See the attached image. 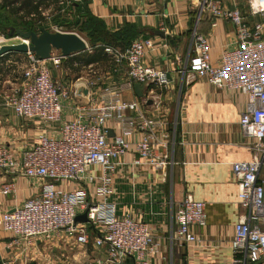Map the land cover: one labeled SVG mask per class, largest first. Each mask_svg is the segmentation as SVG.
<instances>
[{
	"label": "built area",
	"instance_id": "built-area-1",
	"mask_svg": "<svg viewBox=\"0 0 264 264\" xmlns=\"http://www.w3.org/2000/svg\"><path fill=\"white\" fill-rule=\"evenodd\" d=\"M232 1L241 2L248 13L244 15L239 6L225 9L221 0H190L198 15L211 16L213 28L216 20L232 25L234 45L224 49L213 62L207 40L194 32L193 55L181 74L186 82L200 77L211 86L245 99L239 126L248 140L252 158L230 164L244 213L233 228L229 242L233 257L229 264H259L264 258V178L260 177L264 166V22L250 24L249 19H264V0ZM78 2L59 0L57 4ZM51 31L63 32L60 27ZM9 40L0 35V48ZM153 47L150 39L136 38L124 50L105 48L112 72L123 71L121 83L100 90L96 103L78 106V116L61 123L57 137L43 133L19 153L0 144V173L43 181L36 194L1 215L0 229L11 237L8 248L57 238L86 246L93 239L94 246L102 248L104 254L96 264H125L130 258L134 264H160L152 228L131 215H118L115 202L110 200L116 169L128 154L130 138L135 134L139 137L134 143L131 166L162 171L171 163L164 153L174 141L166 130L163 115L151 118L143 110L146 99L159 107L161 92L168 84L163 71L145 62V53ZM25 55L27 65L22 70L20 85L2 92L1 99L15 116L37 121L47 130L61 122L62 102L70 96L69 90L52 78L47 65L58 68L63 58L57 51L45 61L30 52ZM134 84L147 87L144 98L122 101L121 95L133 90ZM110 122L116 124L117 131L109 138ZM88 186H92V191ZM14 188V183H4L0 194L9 195ZM81 214L86 215L87 223L75 222ZM174 224L177 244L203 246L195 229L206 226L204 203L186 196L178 206Z\"/></svg>",
	"mask_w": 264,
	"mask_h": 264
},
{
	"label": "crops",
	"instance_id": "crops-1",
	"mask_svg": "<svg viewBox=\"0 0 264 264\" xmlns=\"http://www.w3.org/2000/svg\"><path fill=\"white\" fill-rule=\"evenodd\" d=\"M221 1L225 9L241 3ZM241 12L247 14L242 9ZM86 13L101 21L108 33L128 26L136 33L134 38L150 39L154 47L145 53V62L163 71L168 79L159 107L146 99L143 110L151 118L163 115L166 130L174 141L164 153L171 163L162 171L131 166L135 158L134 143L139 135L130 138L128 154L122 158L113 178L114 194L110 200L116 204V213L131 215L152 228L160 264H229L233 257L229 246L233 228L244 213L230 164L252 158L248 140L239 126L245 99L240 94L211 86L200 77L186 82L181 71L193 55L194 32L207 40L210 59L216 62L224 49H232L234 45L232 25L216 20L213 28L211 16L198 15L190 0H82L66 6L50 4L42 12L45 19L42 26L50 31L58 26L63 32L73 31L69 28L77 20H84ZM255 22H264V19H249L250 24ZM156 31L163 32L164 37L156 35ZM76 34L86 42L89 51L86 37ZM67 58H63L58 68L47 63L52 78L70 92L69 98L62 102L61 122L47 130L37 121L15 116L1 99L2 92L20 85L22 70L27 65L26 55L10 53L0 58L1 145L19 153L43 133L57 137L60 124L78 116V106L97 102L98 90L89 87L93 81L82 76L71 78V74L81 71L71 70L66 64ZM95 66L104 67L105 63ZM108 70L115 75L114 84L124 80L122 70L113 73L112 65ZM146 88H142L144 95ZM121 99L124 102L141 100L133 90L125 91ZM108 127L114 135L116 124L110 122ZM260 177L264 178V166ZM8 182L14 183L15 188L9 195L0 194V217L36 194L43 185L41 180L0 173V188ZM88 189L92 191V186ZM186 196L204 203L206 226L195 229L203 246L179 245L174 240V216ZM10 239L9 234L0 229V264H96L104 258L102 248L95 247L93 239L86 246H77L67 238L35 240L16 249L8 248ZM125 264L134 262L130 258ZM259 264H264V258Z\"/></svg>",
	"mask_w": 264,
	"mask_h": 264
},
{
	"label": "trees",
	"instance_id": "trees-1",
	"mask_svg": "<svg viewBox=\"0 0 264 264\" xmlns=\"http://www.w3.org/2000/svg\"><path fill=\"white\" fill-rule=\"evenodd\" d=\"M59 0H0V29L14 28L17 30H33L38 33L45 20L42 12ZM82 0H80L81 2ZM79 3V2H78ZM73 31L86 37L89 42V51L79 53L78 56L67 58L66 64L74 72H79L80 66L88 67L100 62H109L105 48H119L124 50L136 39V33L131 27L125 26L122 30L108 33L104 24L86 13L84 20H77ZM61 28V26H58ZM9 33V32H8ZM77 57V58H76ZM75 65V66H73ZM111 66V63H110Z\"/></svg>",
	"mask_w": 264,
	"mask_h": 264
},
{
	"label": "water",
	"instance_id": "water-1",
	"mask_svg": "<svg viewBox=\"0 0 264 264\" xmlns=\"http://www.w3.org/2000/svg\"><path fill=\"white\" fill-rule=\"evenodd\" d=\"M155 34L164 37V33L161 31H156ZM7 37L9 39L18 37L23 42L2 46L0 48V58L10 53L25 54L30 52L37 59L45 61L50 58L53 51L59 52L62 58H67L88 50L86 42L76 33L59 31L52 32L43 27L39 28L38 33L33 30L22 31L10 28ZM133 92L137 99L144 98L142 86L140 84L133 85ZM150 103V101L147 102L148 105ZM107 136L109 138L113 137L111 130H107ZM75 222L87 223L86 215L81 214L77 216Z\"/></svg>",
	"mask_w": 264,
	"mask_h": 264
},
{
	"label": "rangeland",
	"instance_id": "rangeland-1",
	"mask_svg": "<svg viewBox=\"0 0 264 264\" xmlns=\"http://www.w3.org/2000/svg\"><path fill=\"white\" fill-rule=\"evenodd\" d=\"M239 6L241 7V9H242V11L244 13L245 12L248 13L247 9L245 8V6L242 3H240ZM8 32H9V29H5V30L0 29V35L7 36ZM10 39L11 40H9L8 43H7L8 45L16 44V43L20 42V39H18V37H13V38H10ZM76 56H78V54ZM109 61H110V59H109ZM110 63H111V61H110ZM110 63L108 61L105 62V66L104 67L103 66H101V67L100 66H95V65H91L92 67L80 66V70L79 71H81V72H79L78 74L77 73L76 74L75 73L71 74L70 77L73 78V79H76V76H78V77L82 76L84 79H87L88 81H93V82H91L92 85H89V87L90 88L92 87L91 90L97 89L98 92H99L100 90L106 88L107 86H110V85L116 83L115 75L112 74L108 70V68L110 67Z\"/></svg>",
	"mask_w": 264,
	"mask_h": 264
}]
</instances>
